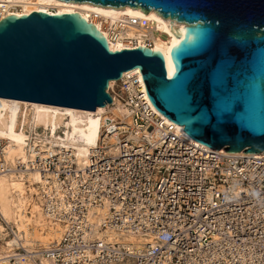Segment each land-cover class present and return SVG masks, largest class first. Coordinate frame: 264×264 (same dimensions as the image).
Instances as JSON below:
<instances>
[{
  "label": "built area",
  "instance_id": "built-area-1",
  "mask_svg": "<svg viewBox=\"0 0 264 264\" xmlns=\"http://www.w3.org/2000/svg\"><path fill=\"white\" fill-rule=\"evenodd\" d=\"M129 28L144 35L142 45L125 39V49H153L156 31L145 19L118 22L109 39ZM108 94L125 114L102 117L82 168L69 151L43 141L26 147V162L10 165L0 139V173L37 172L42 212L65 226L42 253L46 264H264V154L210 150L178 133L150 103L138 69L124 72ZM107 230L152 240H108ZM32 259L39 262L20 244L6 257L8 264Z\"/></svg>",
  "mask_w": 264,
  "mask_h": 264
},
{
  "label": "water",
  "instance_id": "water-1",
  "mask_svg": "<svg viewBox=\"0 0 264 264\" xmlns=\"http://www.w3.org/2000/svg\"><path fill=\"white\" fill-rule=\"evenodd\" d=\"M155 11L176 39L170 68L155 49L111 50L78 13L0 20V98L93 111L109 82L138 69L155 110L196 143L264 154V0H62Z\"/></svg>",
  "mask_w": 264,
  "mask_h": 264
},
{
  "label": "bare ground",
  "instance_id": "bare-ground-1",
  "mask_svg": "<svg viewBox=\"0 0 264 264\" xmlns=\"http://www.w3.org/2000/svg\"><path fill=\"white\" fill-rule=\"evenodd\" d=\"M20 8L18 10H11ZM36 11L47 14L78 13L90 21L107 39L111 50L125 49L123 41L129 37L137 39L139 45L144 33L137 28H129L120 38L112 41L109 31L118 22L128 18L145 19L148 25L155 29L150 35L152 48L160 51L165 59V66L170 68L171 49L176 39L170 30L171 25L182 28L184 25L175 24L163 19L155 11H143L140 8L125 6L112 8L90 3H77L62 0H0V15H28ZM105 26V27H104ZM127 36V37H125ZM116 81L109 82V89ZM125 114L121 104L115 98L112 104L97 107L94 112L65 108L53 105L0 98V139H4L7 147L3 160L13 165L26 162L27 146L43 141L50 147L59 146L66 149L74 157L78 168L88 162L91 150L96 147L99 139L101 120L104 115L121 117ZM167 122L171 123L165 118ZM178 133L183 129L171 123ZM116 147L110 152L115 153ZM40 175L35 171L0 173V263L8 264L7 255L14 244H20L32 259L24 264H46L43 252L52 244L58 243L65 226L48 220L42 212V200L39 194ZM98 214L102 212L97 210ZM91 222H99L100 217L92 215ZM7 227L12 228L13 237L9 236ZM104 235L108 240L129 241L137 246L151 242V237L119 234L107 230Z\"/></svg>",
  "mask_w": 264,
  "mask_h": 264
}]
</instances>
